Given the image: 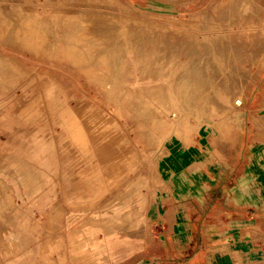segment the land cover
<instances>
[{
  "label": "rangeland",
  "instance_id": "obj_1",
  "mask_svg": "<svg viewBox=\"0 0 264 264\" xmlns=\"http://www.w3.org/2000/svg\"><path fill=\"white\" fill-rule=\"evenodd\" d=\"M1 26L0 264L63 254L73 264L81 251L94 264H131L156 229L148 210L172 201L197 159L227 155L234 115L264 86V0H0ZM47 80L62 92L53 108L79 159L92 145L78 109L110 119L100 125L126 147L127 169L92 198L67 192L51 162L46 181L34 177Z\"/></svg>",
  "mask_w": 264,
  "mask_h": 264
},
{
  "label": "crops",
  "instance_id": "obj_2",
  "mask_svg": "<svg viewBox=\"0 0 264 264\" xmlns=\"http://www.w3.org/2000/svg\"><path fill=\"white\" fill-rule=\"evenodd\" d=\"M232 128L227 155L197 159L148 210L156 229L131 264H264L263 85Z\"/></svg>",
  "mask_w": 264,
  "mask_h": 264
},
{
  "label": "bare ground",
  "instance_id": "obj_3",
  "mask_svg": "<svg viewBox=\"0 0 264 264\" xmlns=\"http://www.w3.org/2000/svg\"><path fill=\"white\" fill-rule=\"evenodd\" d=\"M44 1L46 2L47 0ZM16 27L17 29H19L18 26ZM10 28H9V33H10ZM14 30L12 28V32ZM0 31L1 32L3 31L2 26L0 27ZM17 31L19 34L20 29ZM12 32L10 33V35L13 34ZM61 33L63 36H66L65 32H61ZM10 35H8V38L5 40L7 41L8 44L14 45L16 39L15 36L17 35L15 34L12 36ZM15 47L17 48V46ZM190 48L191 47L189 46V50ZM91 60L93 61V58H91ZM42 85L44 86L43 89L45 94L44 97L45 100H47L50 110L49 122L51 123L49 124V122H46L45 125L39 123L40 126H36V129L34 130L33 140H31V145L29 146L30 147L29 152H32V156L34 157L35 161L41 162V164L43 165V169L41 168L40 170L37 167H34V177L42 181L41 183L46 181L48 179L46 169L49 168L51 162L52 164H54V166H56L55 174L59 173V175H61L65 188H67V192H71L73 185L74 186L76 185L77 192L87 194V195H80L82 199L92 198L98 191L103 189L105 182L107 181L106 178H109L110 176H114L120 173L121 171L125 170L124 168L127 169L128 166L125 160L127 155L125 154L126 147L121 143L120 136L116 132L115 127L112 130L106 131L100 125L103 124V122L110 123L111 122L110 119H108L105 116H102L97 110L93 108L89 110H85L84 108L81 110L78 109L75 111V113L80 116L83 126L87 131L89 141L91 142L92 145V155L91 156L85 155L84 157L79 159L77 154L80 153L81 149L79 147L73 146L72 144H68V142H65V134L62 128V123H61L62 120L59 117V111L54 110L53 108V106L56 104V101H58L59 96H61L60 94L62 92L58 87H54L50 80L42 81ZM22 90L23 93L27 92L26 88H23ZM36 90H37L36 91L37 96H35L36 101L39 104H42V96L40 95L41 91L38 88H36ZM9 99H11V102L13 101L17 103L21 102L20 99L15 95L11 96V98ZM25 100L28 102L26 96H23V101ZM40 119H42V117H40ZM53 126L60 127V130L56 132L57 133L56 137L52 129ZM18 147L20 149V145H18ZM47 153L49 154L47 155ZM73 198L74 197L69 196V199H73ZM104 245L106 244L104 243ZM109 245L110 243H108V246ZM70 257L71 260L74 262L73 264H94L95 262L94 256L87 255L85 251H81V253L76 254L74 256L70 255ZM52 260H53L52 258H49L45 264H53L51 262ZM66 261H67V255L63 254L60 255L55 260L54 264H66ZM22 263L23 262L21 261V259L18 258L12 264H22Z\"/></svg>",
  "mask_w": 264,
  "mask_h": 264
}]
</instances>
